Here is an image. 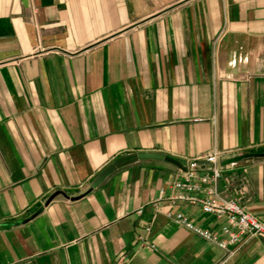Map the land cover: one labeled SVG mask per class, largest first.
<instances>
[{"label": "crops", "instance_id": "crops-1", "mask_svg": "<svg viewBox=\"0 0 264 264\" xmlns=\"http://www.w3.org/2000/svg\"><path fill=\"white\" fill-rule=\"evenodd\" d=\"M258 149L264 0H0V264H264L263 237L224 251L153 206L220 151V190L264 224ZM136 153L182 168L140 160L91 188Z\"/></svg>", "mask_w": 264, "mask_h": 264}, {"label": "built area", "instance_id": "built-area-1", "mask_svg": "<svg viewBox=\"0 0 264 264\" xmlns=\"http://www.w3.org/2000/svg\"><path fill=\"white\" fill-rule=\"evenodd\" d=\"M222 156V152L213 151L188 160L187 170L173 182L171 192L161 190L153 206L156 213L165 212L168 219L184 226L219 249L229 251L231 247H238L249 239L264 238V224L241 208L229 197L227 191L220 190ZM230 165L235 167L237 163ZM179 205L200 206L204 213L224 220L225 224L219 232L204 229L183 213H174L173 210ZM139 213H142V210ZM140 244L146 246L144 240H141ZM116 264L130 262L122 257Z\"/></svg>", "mask_w": 264, "mask_h": 264}, {"label": "water", "instance_id": "water-1", "mask_svg": "<svg viewBox=\"0 0 264 264\" xmlns=\"http://www.w3.org/2000/svg\"><path fill=\"white\" fill-rule=\"evenodd\" d=\"M252 158L259 159V158H264V153H256L250 155ZM248 156H238L235 158H232L228 161V163H235L238 161H241ZM145 159H153V160H160V161H167L170 162L179 168H182V164L171 158V157H166L162 154H157V153H136L132 155H128L125 157H122L121 159L117 160L114 162V164L110 165L105 171H103L99 177L92 183L91 188H97L110 174H112L116 169H119L123 166L129 165L131 163L140 161V160H145Z\"/></svg>", "mask_w": 264, "mask_h": 264}, {"label": "trees", "instance_id": "trees-1", "mask_svg": "<svg viewBox=\"0 0 264 264\" xmlns=\"http://www.w3.org/2000/svg\"><path fill=\"white\" fill-rule=\"evenodd\" d=\"M251 152L264 153V149H258L257 151L253 150Z\"/></svg>", "mask_w": 264, "mask_h": 264}]
</instances>
